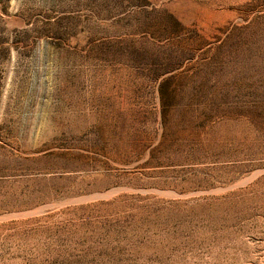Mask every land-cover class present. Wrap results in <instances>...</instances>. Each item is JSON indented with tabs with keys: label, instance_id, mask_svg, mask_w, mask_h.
I'll list each match as a JSON object with an SVG mask.
<instances>
[{
	"label": "rangeland",
	"instance_id": "1",
	"mask_svg": "<svg viewBox=\"0 0 264 264\" xmlns=\"http://www.w3.org/2000/svg\"><path fill=\"white\" fill-rule=\"evenodd\" d=\"M0 264H264V0H0Z\"/></svg>",
	"mask_w": 264,
	"mask_h": 264
}]
</instances>
